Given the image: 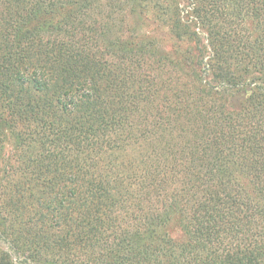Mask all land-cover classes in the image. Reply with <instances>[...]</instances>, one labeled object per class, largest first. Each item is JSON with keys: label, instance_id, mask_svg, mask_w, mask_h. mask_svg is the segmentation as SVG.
<instances>
[{"label": "trees", "instance_id": "1", "mask_svg": "<svg viewBox=\"0 0 264 264\" xmlns=\"http://www.w3.org/2000/svg\"><path fill=\"white\" fill-rule=\"evenodd\" d=\"M0 264H264V0H0Z\"/></svg>", "mask_w": 264, "mask_h": 264}]
</instances>
